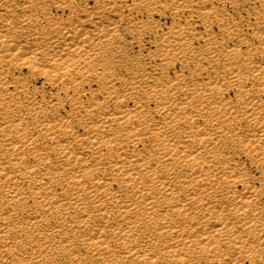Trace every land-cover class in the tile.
I'll return each instance as SVG.
<instances>
[{
    "label": "bare ground",
    "instance_id": "1",
    "mask_svg": "<svg viewBox=\"0 0 264 264\" xmlns=\"http://www.w3.org/2000/svg\"><path fill=\"white\" fill-rule=\"evenodd\" d=\"M0 264H264V0H0Z\"/></svg>",
    "mask_w": 264,
    "mask_h": 264
},
{
    "label": "rangeland",
    "instance_id": "2",
    "mask_svg": "<svg viewBox=\"0 0 264 264\" xmlns=\"http://www.w3.org/2000/svg\"><path fill=\"white\" fill-rule=\"evenodd\" d=\"M157 19L161 22L162 25H166L165 27H167V26L169 27L172 24L170 19H165L164 20V18H162V17L161 18H157ZM163 23H165V24H163Z\"/></svg>",
    "mask_w": 264,
    "mask_h": 264
}]
</instances>
